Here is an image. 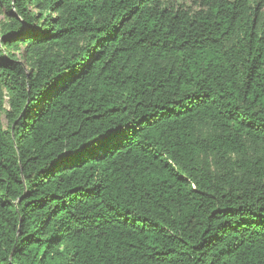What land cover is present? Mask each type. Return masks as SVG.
<instances>
[{"label": "trees", "instance_id": "1", "mask_svg": "<svg viewBox=\"0 0 264 264\" xmlns=\"http://www.w3.org/2000/svg\"><path fill=\"white\" fill-rule=\"evenodd\" d=\"M0 15V264H264V0Z\"/></svg>", "mask_w": 264, "mask_h": 264}, {"label": "rangeland", "instance_id": "2", "mask_svg": "<svg viewBox=\"0 0 264 264\" xmlns=\"http://www.w3.org/2000/svg\"><path fill=\"white\" fill-rule=\"evenodd\" d=\"M6 21L5 16L0 15V27L1 25ZM14 52L19 56V58H21V50H14Z\"/></svg>", "mask_w": 264, "mask_h": 264}]
</instances>
